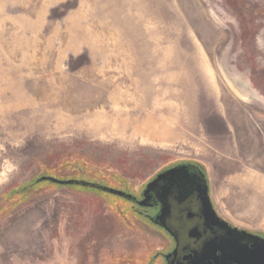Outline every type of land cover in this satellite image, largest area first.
<instances>
[{"label":"rangeland","instance_id":"1","mask_svg":"<svg viewBox=\"0 0 264 264\" xmlns=\"http://www.w3.org/2000/svg\"><path fill=\"white\" fill-rule=\"evenodd\" d=\"M182 165L264 234V0H0V264H156L99 185Z\"/></svg>","mask_w":264,"mask_h":264},{"label":"flooded vegetation","instance_id":"2","mask_svg":"<svg viewBox=\"0 0 264 264\" xmlns=\"http://www.w3.org/2000/svg\"><path fill=\"white\" fill-rule=\"evenodd\" d=\"M180 168L183 167L164 169L136 193L102 185L99 187L122 192L124 196L107 193L124 202L127 218H139L164 236L162 247L153 257L156 264H236L237 260L250 262L252 252L257 249L260 258L264 259V245L259 240H264V234L240 229L219 214L228 226L217 220L204 206L201 169L186 167L169 175V172ZM207 184L209 187L208 180ZM236 228L238 230L234 231Z\"/></svg>","mask_w":264,"mask_h":264},{"label":"water","instance_id":"3","mask_svg":"<svg viewBox=\"0 0 264 264\" xmlns=\"http://www.w3.org/2000/svg\"><path fill=\"white\" fill-rule=\"evenodd\" d=\"M178 167H183V168H180V169H177V170L175 169V170L169 172V175H174L175 173H177V172H179L181 170H184L186 167H191V166L182 165V166H178ZM202 179H203L204 185H203V190L201 191V193H202L201 195H202V199H203L205 208L217 220H219L224 225L228 226V223L218 216L217 211L213 207L211 196L209 195V187H208V184H207V179H206V176L203 173H202ZM40 181L41 182H52L54 184L62 185V186H74V185H76V186L80 185V186H84V187L92 186L91 184H89L87 182H80V181H75V180L62 181V180L56 179L54 177H43ZM104 191L108 192V193H110L112 195L124 196V194L122 192H120V191L108 190V189H104ZM237 230L238 229L236 228L234 231H237ZM242 233H243V235H248L246 232H242ZM249 236H251V235H249ZM257 239H259V238H257ZM259 240L264 245V240L263 239H259ZM252 253H253L252 254V259H251L250 262L247 261V260H240V261L237 260L236 264H264V259H263V257L260 258L258 249L256 251L252 252Z\"/></svg>","mask_w":264,"mask_h":264},{"label":"trees","instance_id":"4","mask_svg":"<svg viewBox=\"0 0 264 264\" xmlns=\"http://www.w3.org/2000/svg\"><path fill=\"white\" fill-rule=\"evenodd\" d=\"M202 172H203V171H202ZM46 177H51V176H50L49 174H46ZM36 184H37V183H36ZM36 184H34V185H30V186H28V187L23 188V189L20 191V194H22V197L24 198V194H25L26 192L30 191L31 188L34 187Z\"/></svg>","mask_w":264,"mask_h":264}]
</instances>
